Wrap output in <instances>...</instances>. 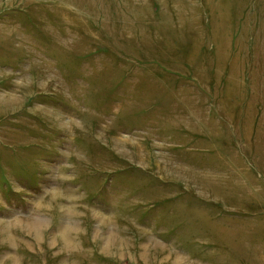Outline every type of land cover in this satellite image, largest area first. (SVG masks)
Instances as JSON below:
<instances>
[{
	"label": "rangeland",
	"instance_id": "374dc122",
	"mask_svg": "<svg viewBox=\"0 0 264 264\" xmlns=\"http://www.w3.org/2000/svg\"><path fill=\"white\" fill-rule=\"evenodd\" d=\"M0 264H264V0H0Z\"/></svg>",
	"mask_w": 264,
	"mask_h": 264
}]
</instances>
